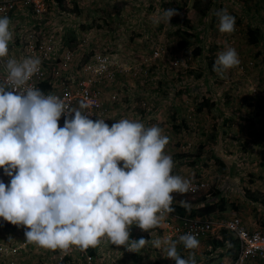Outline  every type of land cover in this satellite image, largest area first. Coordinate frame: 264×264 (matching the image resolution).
<instances>
[{
    "label": "rangeland",
    "instance_id": "rangeland-1",
    "mask_svg": "<svg viewBox=\"0 0 264 264\" xmlns=\"http://www.w3.org/2000/svg\"><path fill=\"white\" fill-rule=\"evenodd\" d=\"M65 1L62 9L47 1L43 17L31 20L35 32L41 30L60 42V52L73 51L74 61L60 68L61 80L75 88L76 64L94 53L122 63L123 72L116 75L115 83L100 86L101 94L110 92L113 103L123 104V112L114 120L127 118L163 129L169 137L165 152L175 165L172 174L207 184L204 192L185 201L195 202L203 196L205 203L224 199L226 213L216 212L213 219L235 216L251 229L264 228V205L259 203L264 200V0ZM169 8L179 13L170 25L155 23L162 10ZM205 9L206 16H201L199 11ZM222 9L235 17V30L230 34L219 31L216 12ZM185 19L193 37L189 46L179 49ZM17 22L24 23L25 18ZM227 47L236 50L240 64L220 75L213 65ZM196 49L198 56H194ZM52 65L59 64L52 60ZM104 119L114 123L108 113ZM4 177L0 168V180L8 184L10 180ZM247 192L258 196L259 202H252ZM15 229L0 225V264H88L77 248L60 259L56 251L27 243L24 227ZM172 235L164 227L150 234L130 230L132 240L178 239ZM177 248L182 258L192 253L196 264L208 262L196 250H186L182 244ZM90 264L174 261L167 258L164 246L155 248L149 243L130 252L105 242L96 248Z\"/></svg>",
    "mask_w": 264,
    "mask_h": 264
},
{
    "label": "clouds",
    "instance_id": "clouds-1",
    "mask_svg": "<svg viewBox=\"0 0 264 264\" xmlns=\"http://www.w3.org/2000/svg\"><path fill=\"white\" fill-rule=\"evenodd\" d=\"M176 15V9H163L154 22L170 25ZM216 15L221 33L234 32V16L224 9ZM12 40L10 20L2 16L0 58L9 56ZM41 63L38 57L9 58L0 82V168L10 178L8 184L0 180V220L24 227L27 243L41 249L86 252L107 242L135 252L151 243L164 246L174 264H196L194 254L182 258L177 248L197 249L192 233L177 240L130 239L133 226L150 234L174 211L173 194L191 188L188 179L172 174L163 129L127 118L111 126L90 119L86 104L73 107L30 84ZM239 64L236 50L227 47L213 71L223 75Z\"/></svg>",
    "mask_w": 264,
    "mask_h": 264
},
{
    "label": "built area",
    "instance_id": "built-area-1",
    "mask_svg": "<svg viewBox=\"0 0 264 264\" xmlns=\"http://www.w3.org/2000/svg\"><path fill=\"white\" fill-rule=\"evenodd\" d=\"M49 0H0V17L7 16L10 20V30L13 32V40L9 43V56L0 58V82L6 78L5 65L9 58L21 60L27 57H38L42 63L40 71L32 78L30 84L39 88L44 94L53 93L62 98L67 104L76 107L80 103L87 105L85 111L89 118L96 120L107 117V111L101 102V90L105 84L111 85L116 81V75L123 72V64L102 53H94L89 59L80 62L77 67L76 87L74 84L62 81L60 68L74 61L73 51L65 49L59 51L60 42L48 33L32 29L31 20H40L45 14V4ZM64 2H66L64 0ZM20 17L25 18L24 23L17 22ZM37 37V38H36ZM40 39V40H39ZM18 49L20 50L18 52ZM17 51V52H16ZM58 52V54H56ZM60 52V53H59ZM158 53L154 54V58ZM56 60L58 66L52 65ZM77 62V63H78ZM49 87L42 89L43 84ZM112 100L115 97L111 96ZM65 120L64 116H61ZM109 126L112 124L107 122ZM191 188L186 193H174V199L194 197L207 188L203 180L190 181ZM158 227L169 229L172 236L179 237L185 233H192L198 240L221 239L223 232L230 234L237 242V255L228 264H264V228L248 229L241 219L231 217L229 219H202L199 217H178L166 214L165 219ZM139 229L133 226L132 229ZM74 247L63 252L57 250L60 259L70 256ZM89 250V249H88ZM81 252L85 261L90 264L93 256Z\"/></svg>",
    "mask_w": 264,
    "mask_h": 264
},
{
    "label": "trees",
    "instance_id": "trees-1",
    "mask_svg": "<svg viewBox=\"0 0 264 264\" xmlns=\"http://www.w3.org/2000/svg\"><path fill=\"white\" fill-rule=\"evenodd\" d=\"M49 1H51V0H49ZM52 1H54L57 5H59V7L61 9L63 8L62 5L64 3V0H52ZM195 1H197V3H198V0H195ZM75 11L77 12L78 10L75 8ZM207 12H208L207 9L199 11L201 16H206ZM182 27L184 29H182L180 34L183 37H182L181 41L178 43L179 49H184L187 46H189L190 39L193 37V34L190 33L191 26H190L188 20H186V19L184 20ZM247 34L250 38L253 36L251 29L248 30ZM250 38L248 41L251 43ZM199 54H200V50L196 49V51L194 52V56H198ZM48 87H49V85L46 83L42 85V89H46ZM216 195L217 194L215 192H212V196H216ZM247 196L251 199L252 202H259L258 196L251 194L249 192H247ZM184 199L185 198L173 199L171 207L174 209V211L169 213L170 215L178 216V217L187 216V217H199L202 219H209L216 212H220L222 214L226 211L224 199H219L215 202H208V203H205V201L207 199L206 196H203L200 200H196L195 202L185 201ZM181 201L187 202L189 207L181 206V203H180ZM259 203L264 205V200H262V202H259ZM0 225L6 229H9V230H14L17 227V226L10 224V223H7L6 221H3V220H0ZM154 229H159V227L153 228L151 230H154ZM216 244H217L216 245L217 247H223L225 244H227L228 248H229L230 259L232 260V259L236 258L237 242L233 238L232 235L226 234L223 232V235H222L220 241L216 242ZM96 248H89L88 254L90 256H94L96 254Z\"/></svg>",
    "mask_w": 264,
    "mask_h": 264
},
{
    "label": "crops",
    "instance_id": "crops-1",
    "mask_svg": "<svg viewBox=\"0 0 264 264\" xmlns=\"http://www.w3.org/2000/svg\"><path fill=\"white\" fill-rule=\"evenodd\" d=\"M119 77V76H118ZM121 77V76H120ZM118 78L120 80H123V78ZM109 90L111 87H107ZM111 93H102L101 94V102L103 104L104 109L108 112V120L110 122H116L117 119L120 114L123 112V104L121 105V103H113L111 101V97H110ZM117 109L116 113L114 115H112V111ZM122 116V115H121ZM59 123V122H58ZM61 123H64V121H62ZM59 123V126H61ZM112 124V123H111ZM4 178H7L8 180H10L9 177L5 176ZM264 181V176L261 177ZM236 181H238V179H236ZM264 197V195H263ZM226 213V211H225ZM224 215V214H223ZM211 218H214V215L211 216ZM242 224L247 227L248 229H251L243 220H241ZM162 227H159V229H161ZM135 228H133L134 230ZM258 229V228H257ZM16 230V229H14ZM13 230V232H15ZM132 230V228H131ZM141 230V229H138ZM13 232H9L10 234H12ZM12 238L16 239L17 238V234L12 235ZM220 241L218 238H214V239H210V240H199V247L196 250V254L199 255L203 260H207V264H228V262L231 260L230 259V254H229V248L228 245L225 244L223 247H217L216 242ZM201 247L203 249H201ZM199 250H202V252L199 253ZM204 256V258H203Z\"/></svg>",
    "mask_w": 264,
    "mask_h": 264
}]
</instances>
